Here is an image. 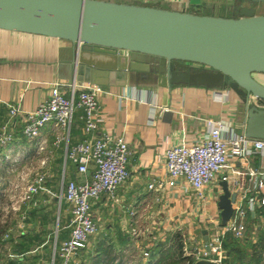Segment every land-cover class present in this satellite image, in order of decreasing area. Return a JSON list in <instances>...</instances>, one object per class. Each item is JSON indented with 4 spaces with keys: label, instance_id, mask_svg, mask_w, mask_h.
I'll use <instances>...</instances> for the list:
<instances>
[{
    "label": "crops",
    "instance_id": "crops-1",
    "mask_svg": "<svg viewBox=\"0 0 264 264\" xmlns=\"http://www.w3.org/2000/svg\"><path fill=\"white\" fill-rule=\"evenodd\" d=\"M111 1L174 10L186 9L196 14H201L199 12L210 5L215 12L220 8L233 12L230 2L219 8L212 4L215 0H152L149 3L141 0ZM212 15L226 16L215 13ZM73 47L71 43L58 38L0 29V127L10 119L8 104H18L25 110H33L48 97L54 83L67 82L64 77L68 76L67 62L71 58L69 50ZM99 86L102 89L99 96V111L103 119L101 129L122 137L131 150L128 160L129 180L117 190L114 198L102 195L93 203L92 213L99 231L103 233L101 239H112L118 250L120 248L124 251L126 246L118 244L122 243L124 237L130 245L137 241L138 246L140 239L154 238L153 232L156 230L157 233L171 230L172 228L166 227L169 224L171 226V223H177L176 226L187 223L194 229L197 228V223L204 225V215L197 213L193 192L168 185L165 154L173 145L190 143L202 137L208 131L207 120L224 119L234 130L240 102L236 94L227 90L184 84L163 87L143 72H130L123 78L109 76L108 83ZM220 95L223 100L219 99ZM80 116L81 112H78L71 136L73 144L83 138ZM59 134L61 132L53 124L44 127L41 134L47 140L46 154L43 155L50 157L46 167L49 180L47 179L46 187L41 192L42 196L40 195L48 199L44 204L50 203L49 198L53 199L52 204L57 203L56 197L61 193L63 181L82 182L89 176L78 173L72 162H65L64 143L55 145ZM36 141H27L20 132L17 134V140L11 146V155L21 157L16 166L29 165L30 159L34 158L39 160V171L43 170L41 156L35 155ZM6 154L7 151L3 150L1 158ZM248 162L264 179V163L261 158L254 156ZM10 166L9 161H0V173L7 176ZM243 168V163L236 160L227 174L231 177L230 189L237 194L236 201H242L246 206L249 198L264 197V188H253V178L247 176V196L242 198V190L234 180ZM57 181L58 189L55 187ZM154 181L163 182V188L150 190L149 184ZM8 185L11 186L10 181ZM209 208L211 212L219 209L215 205ZM247 223L253 236L264 233V208L257 207L255 211L248 212ZM132 229L138 231L137 237L131 236ZM60 235L62 241L69 233L62 232Z\"/></svg>",
    "mask_w": 264,
    "mask_h": 264
},
{
    "label": "water",
    "instance_id": "water-1",
    "mask_svg": "<svg viewBox=\"0 0 264 264\" xmlns=\"http://www.w3.org/2000/svg\"><path fill=\"white\" fill-rule=\"evenodd\" d=\"M231 1L233 14L217 16L111 0H0V29L71 43L67 82L99 86L143 72L163 87L232 91L240 100L234 130L264 139V109L254 104L264 102V14L257 13L264 0ZM220 186L225 225L237 194L226 180Z\"/></svg>",
    "mask_w": 264,
    "mask_h": 264
},
{
    "label": "built area",
    "instance_id": "built-area-1",
    "mask_svg": "<svg viewBox=\"0 0 264 264\" xmlns=\"http://www.w3.org/2000/svg\"><path fill=\"white\" fill-rule=\"evenodd\" d=\"M101 92L98 85L78 81L54 83L48 97L33 110H25L18 104H8L10 119L0 130V161H9V172L12 173L17 170L16 165L21 158L11 155V146L17 140V134L20 132L27 141L37 140L35 155L41 156L43 170L36 172L34 180L24 187L23 201H32L46 187L49 175L46 167L50 157L43 155L46 154L47 140L41 134L49 124L55 125L61 132L55 145L64 143L65 162L75 164L78 173L89 174L82 182L63 181L61 195L56 197L60 206L63 202L69 205L72 226L68 237L56 244L54 249L53 259L55 262L58 260L59 264H72L80 250L99 233V225L92 213L93 203L102 195L114 198L117 190L130 178L128 160L131 150L128 143L122 137L101 129ZM222 97L220 95L219 99L223 100ZM254 104L264 109V102L254 100ZM78 112H81L83 122V138L73 144L71 136ZM206 122L208 131L202 137L190 143L173 145L166 150L167 183L171 187L193 192L197 213L204 215L200 240L196 236L191 237L200 245L196 250V261L205 259L224 264L226 235L245 238L248 232V212L255 211L257 207L264 208V197H251L246 206L242 201H235L233 215L225 225L221 224L220 210L211 212L209 207L215 205L218 208V198L222 193L220 182L226 180L229 183L231 177L227 172L236 160H240L244 166L234 180L242 190V198L247 196V176L253 178V188H264V179L248 162L251 157L259 156L264 163V139L251 138L243 132L237 133L224 119ZM3 150L7 154L1 158ZM22 174L25 175L22 180L26 182L27 173ZM163 186V182L154 181L149 184V189H161ZM203 230L208 232L209 250H206ZM130 232L131 236H138L137 230L132 229ZM145 256H149V250L145 251Z\"/></svg>",
    "mask_w": 264,
    "mask_h": 264
},
{
    "label": "rangeland",
    "instance_id": "rangeland-1",
    "mask_svg": "<svg viewBox=\"0 0 264 264\" xmlns=\"http://www.w3.org/2000/svg\"><path fill=\"white\" fill-rule=\"evenodd\" d=\"M141 1L149 3L152 0ZM229 2L231 4L232 1L215 0L212 4L220 8ZM257 6V13L264 14V4ZM199 13L231 15V12L225 11L222 8L215 12L212 5L205 6ZM30 161L29 165L16 166L17 170L15 173L10 172L7 176H3L0 173V264H54L53 252L56 244L58 245L61 242L60 234L62 232H67L68 234L71 231V213L67 203L63 202L60 206L59 200H57V203L52 204L51 201L53 202V199L49 198L50 203L44 204V201H48V199L44 198L45 196L41 197V193L34 196L32 201H23L22 194L24 187L28 182L34 180L35 173L39 171V167L37 166L39 160L31 158ZM35 166L38 168H35ZM27 170H31V172ZM23 172L27 173L26 182L22 180V177L25 176L22 174ZM9 181L13 184V188L8 185ZM57 185L58 181L55 183V187L58 189ZM54 193L57 194V191ZM176 225L177 223H171V226L170 224L167 225V228H172L168 231L157 233L158 231L156 230L153 232L154 238L151 240L148 238L144 240L140 239L138 246L136 245L137 241H135L134 244H131L123 252H120L123 255L122 264H147L151 261L150 264H155L158 260L157 257L151 259V256H145L146 248L150 250L152 242L161 243L167 250H171L174 246L180 247V244H183V256L190 257V260L195 263L196 250L200 248V245L191 237L196 236L200 240V229L203 228V225L197 223L196 229L190 227L187 223ZM252 233V230H248L246 237L249 240L238 241V244L243 248L242 250L249 255L251 254V256L253 254L258 255L260 250L258 244L256 248L251 247L253 243L257 242L259 235L255 234L253 236ZM102 234L99 231L94 238L90 239L87 246L75 256L72 264H93V261L97 258V247L103 241L101 239L103 237ZM176 234H179V237L176 238L177 241L174 238ZM250 241L253 242L252 245ZM172 252L174 251L171 250L170 254ZM262 252L264 253L261 249ZM262 257V264H264V255ZM188 263V260L180 262V264ZM55 264H59V261L57 260Z\"/></svg>",
    "mask_w": 264,
    "mask_h": 264
},
{
    "label": "trees",
    "instance_id": "trees-1",
    "mask_svg": "<svg viewBox=\"0 0 264 264\" xmlns=\"http://www.w3.org/2000/svg\"><path fill=\"white\" fill-rule=\"evenodd\" d=\"M179 234H176L174 236L175 240L177 241V237ZM174 240V241H175ZM240 240H249L248 237H245L243 239L235 238L231 234H227L224 239V248L226 250V258L224 260V264H262L264 253H261V249L264 251V233H261L258 235L257 242L253 243L250 241V244L253 245L251 247L256 248L257 244L260 247L259 254H251L245 253L241 248V245L238 244V241ZM121 247L126 246L129 247L130 242L126 237L123 238L122 243H118ZM119 246V247H120ZM183 244H180V247H172V252L170 254L171 250H167L164 248V246L159 243L155 242L151 245V249L149 250V256H151V259H155L156 257L158 260L155 264H180V262H186L189 261L188 264H194L190 257L183 256L184 252L182 251ZM117 248V249H116ZM120 249V248H119ZM147 249V248H146ZM121 250H118V247L116 245V242L112 239H103L102 242L99 243L96 251V259L93 261V264H122V256L120 252H123ZM125 250V249H124ZM120 256V258H119ZM250 256V258H249ZM119 258V260H117ZM152 262V261H151ZM151 262L147 263L150 264Z\"/></svg>",
    "mask_w": 264,
    "mask_h": 264
},
{
    "label": "bare ground",
    "instance_id": "bare-ground-1",
    "mask_svg": "<svg viewBox=\"0 0 264 264\" xmlns=\"http://www.w3.org/2000/svg\"><path fill=\"white\" fill-rule=\"evenodd\" d=\"M262 80H264V78L260 77Z\"/></svg>",
    "mask_w": 264,
    "mask_h": 264
},
{
    "label": "flooded vegetation",
    "instance_id": "flooded-vegetation-1",
    "mask_svg": "<svg viewBox=\"0 0 264 264\" xmlns=\"http://www.w3.org/2000/svg\"><path fill=\"white\" fill-rule=\"evenodd\" d=\"M233 13H231V15H232Z\"/></svg>",
    "mask_w": 264,
    "mask_h": 264
}]
</instances>
